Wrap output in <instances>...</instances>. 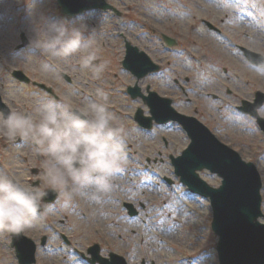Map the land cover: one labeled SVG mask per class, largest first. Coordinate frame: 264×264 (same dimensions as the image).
<instances>
[{
	"label": "rangeland",
	"instance_id": "rangeland-1",
	"mask_svg": "<svg viewBox=\"0 0 264 264\" xmlns=\"http://www.w3.org/2000/svg\"><path fill=\"white\" fill-rule=\"evenodd\" d=\"M183 1L190 3L187 14L181 13ZM220 1L107 0L121 15L94 9L68 17L61 13L57 0H0V91L13 111L25 113L31 105L35 113L40 96L48 94L32 82L15 78L12 72L18 69L31 81L53 87L72 107L84 106L94 98L97 87L103 88L109 94V110L125 129L127 162L113 176L109 192L99 198L94 190L87 189L68 202L60 195L51 203L41 200L42 218L24 233L38 244L46 235L54 248L51 252L39 248L37 264H91L81 253L88 254L93 241L101 244V255L116 252L128 264H219L218 235L211 228L210 201L191 191L187 193L170 160V154L179 155L188 145V135L177 122L154 125L150 130L140 127L134 119L135 112L142 108L148 115L149 108L127 92L136 77L122 65L125 39L155 58L153 21L163 20L169 12L167 8L181 16L176 18L178 27L174 29L180 45L163 51V41L157 42L163 60H171L169 84L174 106L181 113L198 117L197 110L218 127L217 136L222 135L223 141L245 160L255 163L263 181L264 212V133L255 118L237 109L242 100L253 101L256 90L264 91V69L250 64L237 45L250 44L264 56V0ZM202 18L224 30L208 31ZM52 22L79 28L84 38L91 40L86 51L96 54L93 66L106 63L99 79L91 68L81 67V54L57 59L38 47ZM160 30L168 31L163 26ZM22 33L29 44L18 48ZM63 73L73 82L69 83ZM186 76L190 77L189 82ZM174 77L185 85V92ZM156 81V76L150 74L139 85L153 88ZM198 118L202 120L201 116ZM164 137L169 146H165ZM42 160L31 142L22 145L18 139L9 142L0 136V173L30 187L43 188ZM200 175L213 186L221 183V178L207 169ZM124 201L133 204L136 216L128 214ZM63 234L77 248L76 255H68L66 249L70 247L61 240ZM10 242V233L0 232V264H18ZM60 245L63 249L58 248ZM65 254L68 256L63 257Z\"/></svg>",
	"mask_w": 264,
	"mask_h": 264
},
{
	"label": "clouds",
	"instance_id": "clouds-1",
	"mask_svg": "<svg viewBox=\"0 0 264 264\" xmlns=\"http://www.w3.org/2000/svg\"><path fill=\"white\" fill-rule=\"evenodd\" d=\"M79 28L52 22L38 41L44 53L57 59L80 55L82 68H91L99 79L106 63L93 66L95 52H87ZM109 94L101 87L84 106L73 108L65 101L41 100L35 115L0 112V136L6 141L31 142L43 157L40 175L43 188H33L0 173V232L19 235L41 219L40 202L47 190L65 201L83 195L87 189L107 193L113 176L127 162L123 140L124 126L108 108ZM256 117L264 119V104L255 107Z\"/></svg>",
	"mask_w": 264,
	"mask_h": 264
},
{
	"label": "water",
	"instance_id": "water-1",
	"mask_svg": "<svg viewBox=\"0 0 264 264\" xmlns=\"http://www.w3.org/2000/svg\"><path fill=\"white\" fill-rule=\"evenodd\" d=\"M61 11L74 16L89 9H116L106 0H58ZM22 43L19 48L29 43L24 33L21 34ZM171 45L173 40L166 37ZM251 62L264 67V56L258 52L246 50ZM123 65L129 69L137 79L155 72L159 66L151 57L138 46L126 41V55ZM13 75L21 81L29 82L30 78L21 70H14ZM69 79V77L64 74ZM39 86L52 92V88L43 83ZM149 89V88H148ZM132 96L141 94L136 84L129 87ZM150 107V116H145L139 108L135 119L145 128L153 126V120L158 123L176 120L186 130L190 143L182 154L173 157L175 173L189 188L200 195L209 198L213 209L212 229L219 236L217 251L220 264H264V217L262 204V179L256 165L245 161L240 153L223 143L213 132L194 116L180 113L172 106V99L160 97L156 92L150 91L145 96ZM264 104V93L258 91L254 102L243 101L240 110L256 117L255 107ZM0 110L6 115L11 109L2 100L0 94ZM257 123L264 132V119L256 117ZM208 169L217 173L221 178L218 187L210 185L200 176V171ZM57 198V192L47 190L43 197L46 202ZM129 213L135 215L131 203H127ZM42 208V207H41ZM40 208V210H41ZM13 236L12 245L16 248L17 257L21 264H32L36 261V244L33 239L23 235ZM45 243V237L42 244ZM94 251L96 260L100 264H127L126 259L116 253H111V260L97 256L99 247L95 245L90 249Z\"/></svg>",
	"mask_w": 264,
	"mask_h": 264
},
{
	"label": "flooded vegetation",
	"instance_id": "flooded-vegetation-1",
	"mask_svg": "<svg viewBox=\"0 0 264 264\" xmlns=\"http://www.w3.org/2000/svg\"><path fill=\"white\" fill-rule=\"evenodd\" d=\"M216 1L221 2L220 0H216ZM182 6H183V10L181 11V13L187 14L188 8L190 9V3H186L185 1H183L182 2ZM198 10H201L202 11V8L199 7ZM166 11H169V12H167V15L165 16V18L163 20H161L159 18H157V20L154 19V21H153L154 22V26L152 28L151 36L153 37V40L157 39V42H158V40L163 41L164 45L166 46L165 49H162L163 51L164 50L171 51L173 48H176L177 46L180 45V41L177 39V36L174 35V29H176L178 27V23H176V18L177 17H181V16L177 12L172 11V9H170V8H167ZM170 12L172 13V15H170ZM202 21L205 24V26H206V28H207L208 31H211V32H214V33H221L224 30V27H221L219 25H216V24H214V23H212L210 21H207L204 18H202ZM161 26L167 28L168 31L166 32L164 30H160V27ZM142 34H141V36H139V38L142 37ZM166 36H168L170 39H173L175 41L174 45H169L168 44V42L165 40V37ZM247 38L248 39H251L249 35L247 36ZM157 42L155 44L156 56H155V58H153V60L158 64L159 69L156 72L151 73V75H154L157 78V81H156V83L154 85L155 88L154 87L152 88L150 85H147L145 87V89H143L139 85L140 86V92H141V94H138L137 97H136V98H140L144 103H146L145 102V99H144V96H148L149 95V93H148L149 92L148 91V86H149V88L153 89V91H156L157 93H159L163 97L172 98L173 99V102H174V97H173L174 94L171 93L170 84H169V78L171 77V73H172V68L170 67L171 60L170 59H168L166 61L163 60V57L160 55L159 44H157ZM237 45H238L239 49H241V51H242V53H243L244 56H245V49H249V50L256 51L255 49L251 48V45L250 44H248V45L247 44H244V45L243 44L242 45L241 44H237ZM144 78H141L138 81V84H140L139 82H142V79H144ZM161 80H164V82L162 83ZM173 80H174V82L177 85H179L182 88V90L184 92L186 91L185 90V85L181 84L180 83V80L178 78L174 77ZM185 80L187 82H189L190 81V77L186 76L185 77ZM31 82H32V84L34 86H36L34 84V81H31ZM71 82H73V79L72 78L70 79L69 83H71ZM163 87H165L166 89H162ZM128 94L130 95V97H132L131 93L128 92ZM218 96L219 95H213V98H217ZM40 98H41V100H44V99H53V100H56V101H65L62 98V96L59 95V94L54 95V94H49L48 93L46 96H40ZM65 102H67V101H65ZM26 106H27V104H25V108H26ZM29 107L31 109L27 110V112H25V113L26 114H33V115H35V113L33 112L34 111V107L31 106V105H29ZM73 108H79V107L74 106ZM195 113H197L196 115H198V117L201 116L202 120L200 118L199 119L201 121H203L215 134H219L218 133V127H215L214 125H212L211 122H209V120H207L206 118H204V116L198 114V111L197 110H195ZM165 124H167V123H165ZM158 125H160V124H158ZM218 136H221L219 138L223 141L222 135H218ZM163 141H164L165 146H169L170 145L169 140L166 139L165 137L163 138ZM18 142L20 144H22V145L26 143V141L20 140V139H18ZM95 195H96V197H99L100 198V197H103L104 193H96L95 192ZM123 205H124V207H126L125 202L123 203ZM61 240L64 242V244H66L68 247H70V248H67L66 249L68 251L67 252L68 255H73L72 253H74V255H75L77 248H74V244L72 243V240L69 239L65 234L61 235ZM89 246H88V248H89ZM40 248H43L47 252H51L52 251L51 249L54 248V246L49 244V238L47 237L46 243L44 245H41ZM58 248L59 249H63V246L60 245V246H58ZM99 248L101 249L100 244H99ZM87 251H88V249H87ZM68 255L65 254L63 257H67ZM81 255H82V257H84V258H86L88 260H89V258H92V254H91V257H90L89 253L86 254V253L82 252Z\"/></svg>",
	"mask_w": 264,
	"mask_h": 264
}]
</instances>
